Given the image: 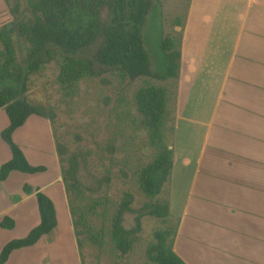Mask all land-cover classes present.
Instances as JSON below:
<instances>
[{"label": "crops", "instance_id": "crops-1", "mask_svg": "<svg viewBox=\"0 0 264 264\" xmlns=\"http://www.w3.org/2000/svg\"><path fill=\"white\" fill-rule=\"evenodd\" d=\"M179 52L168 181L178 220L173 249L187 264H264V0H189ZM2 110L0 132L8 125ZM4 143L0 166L11 158ZM37 188L44 189L36 173L13 170L0 180V223L14 221L0 231L20 220L26 233L37 225ZM15 238L0 240V252Z\"/></svg>", "mask_w": 264, "mask_h": 264}, {"label": "rangeland", "instance_id": "rangeland-1", "mask_svg": "<svg viewBox=\"0 0 264 264\" xmlns=\"http://www.w3.org/2000/svg\"><path fill=\"white\" fill-rule=\"evenodd\" d=\"M13 5L14 0H0V26L13 19ZM188 5L189 0H153L142 30L152 76L121 79L116 71L103 68L82 78L69 91L63 89L57 80L61 57L50 60L31 75L27 99L43 105L52 119L45 115H31L13 139L25 146L24 150L35 166L44 167L42 171L35 172L36 183L52 199L56 223L34 246L17 248L12 264H81V261L83 264H152L147 248L155 238L154 233L167 223L175 226L176 218H168V222H164L163 218L143 215L141 230L126 254L116 250L110 239L111 219L125 194L132 196L131 207L135 210L147 200L138 187V170L151 161L154 148L149 144L141 115L134 106V93L140 86L154 83L168 87L171 100L166 135L167 141H171L174 105L171 102H174L176 79L167 77L159 68V45L160 40L167 37L176 42L180 40ZM19 13L20 19L30 17L27 0H20ZM17 39L15 32L14 40L17 42ZM93 49L85 54H92ZM2 111L7 116L6 111ZM0 141L4 143L1 132ZM57 144L60 147L57 148ZM72 155L77 159L76 178L82 189L78 201L85 207L91 231L100 234L96 241L90 240L85 229L78 234L80 255L66 196L61 189L62 179H58V175L62 178L61 170L68 167L67 159ZM25 188L31 190V187ZM168 197L169 182H166L157 198ZM94 202L97 205L92 209ZM30 205L27 207L31 211ZM22 209L23 205L20 211ZM35 210L38 224L36 197ZM135 217L134 210L126 211L122 218L123 226H134ZM24 230V222L20 220L17 229L0 231V240L25 236Z\"/></svg>", "mask_w": 264, "mask_h": 264}, {"label": "trees", "instance_id": "trees-1", "mask_svg": "<svg viewBox=\"0 0 264 264\" xmlns=\"http://www.w3.org/2000/svg\"><path fill=\"white\" fill-rule=\"evenodd\" d=\"M152 2L27 0L30 17L20 19V0H14L11 10L13 19L0 26V108H4L8 118V125L2 129L1 137L11 151V158L0 166V180H4L13 170L35 173L44 169L28 162L21 147L14 142L13 133L31 115H45L52 119L43 105L29 102L26 96L31 75L37 73L45 63L61 57L57 80L63 89L69 91L82 78L92 76L103 68L116 71L121 79L152 76L142 35ZM15 32L17 42L14 40ZM92 47V54H85ZM159 49V68L167 77L176 78L179 40L176 42L171 37L162 39ZM133 101L154 154L151 161L138 170V187L147 200L135 210L131 207L132 196L125 194L111 219L110 239L121 254L132 249L141 230L143 215L163 218L164 222L174 217L170 212L169 198H157L169 181L173 163V148L166 135L170 91L166 86L148 83L136 90ZM67 160L68 167L61 170L62 183L80 255L78 234L85 229L92 241L99 240L100 234L91 231L85 207L78 201L82 189L76 178L77 159L72 155ZM35 197L38 224L24 237L12 239L4 245L0 252L1 264L13 250L34 245L55 225L56 211L52 199L39 188ZM95 205L97 203L94 202L92 209ZM133 210L136 213L135 224L125 228L122 224L123 214ZM0 224L12 228L14 221L5 217ZM177 226L176 218L175 226L167 223L154 233L155 238L147 248V256L152 264H187L173 249Z\"/></svg>", "mask_w": 264, "mask_h": 264}]
</instances>
